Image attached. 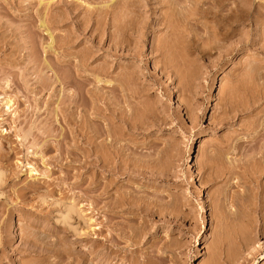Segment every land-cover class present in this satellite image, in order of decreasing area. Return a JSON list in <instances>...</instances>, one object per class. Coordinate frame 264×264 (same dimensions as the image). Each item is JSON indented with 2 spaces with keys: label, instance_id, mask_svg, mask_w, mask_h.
Masks as SVG:
<instances>
[{
  "label": "rangeland",
  "instance_id": "374dc122",
  "mask_svg": "<svg viewBox=\"0 0 264 264\" xmlns=\"http://www.w3.org/2000/svg\"><path fill=\"white\" fill-rule=\"evenodd\" d=\"M107 1L0 0V264H264V173H257V167L264 170L262 162L258 163L260 157L264 160V149L259 150V139L253 140L244 130L251 117H258V121L264 119L261 113L264 99L259 101L262 105L258 104L256 96L264 88L260 82L263 79L264 84V0H248L250 5L247 3L248 10H245H250V16L237 19H243L244 23L224 24L225 30L229 27V32L233 29L236 33L226 43L223 41L224 45H239L238 50L224 59L220 53L223 50L218 51L222 39L218 42L219 35L215 34L226 31L216 33L219 27L214 30L213 24L217 21L211 16L199 18L193 15L196 13L193 7H188L189 11L178 6L176 11L169 8L170 12L166 6V2H172L169 0H160V3L165 1L164 7L156 0H143L149 2L146 9L129 8L128 14L124 12L126 9L124 13L119 12L129 15L122 18L132 19L133 24L149 17L150 29L146 33L142 61L109 58V42L99 43V37H93L89 30L76 32L80 23L87 24L101 17L104 21L103 16L107 14L110 15L105 20L116 16L118 12L113 13L111 10L115 7L109 4H113L112 0ZM223 1L228 7L235 3V0ZM105 4L112 8L107 9L113 14L108 10L103 12ZM126 4L118 7L122 10ZM179 7L192 13L193 18L188 14L190 21L186 22ZM176 12L181 17L171 19L180 17L181 22L169 19L172 23H168L172 28L186 23L184 26L189 31L179 26L181 31L173 28L175 31L170 32L177 35L183 31L184 40L192 37L189 41L197 44L190 42L188 51L181 46L180 33L177 40L173 38L172 44L173 41L177 44H173L174 50L181 47L172 50L178 60L174 55L171 60L173 57V61L183 65H176L181 67L180 72L169 75L160 69L162 56L151 53L152 45L159 38L165 42L164 36L169 34L167 27H154L156 21L166 17L161 13L176 15ZM198 20L204 24H197ZM42 21L48 30L42 27ZM108 28V33L113 32L111 26ZM68 34L77 36L75 45L61 46ZM184 40L189 44L188 39ZM49 45L52 50L46 48ZM93 45L103 47L104 53H100L102 60L90 61L88 71L97 72L107 61V67L103 63L106 68L110 65L116 68L110 73L112 79L126 80L121 73L137 74V82H133L128 97H115L108 85L80 88V84L64 87L57 82L75 76L74 66L63 56L83 55L90 48L95 51ZM72 95L77 96V106L69 105ZM9 99L13 106L7 110L5 103ZM116 109L126 112L125 118L122 117L124 122L121 117L115 118L113 113L119 112L113 111ZM252 118L248 124L257 121ZM95 130L121 139L118 146L112 142L116 150L104 145L108 142L102 144L103 139L98 141L102 145L100 149L109 150L100 152L108 159L110 170L102 168L101 155L98 157L102 161L95 163L93 156L89 165L83 167L86 138ZM251 139L257 146L252 145ZM114 151L119 153V158L114 156ZM252 155L256 159L258 155L257 165H260L255 166L256 171ZM97 184L101 187L98 191L94 187ZM105 185L110 187L108 194L102 196ZM67 206L80 213V217L75 214L77 219L72 214L69 221L72 228L77 225V234L66 232V225H62V212ZM29 228L36 233L39 230V234ZM43 230L46 237L42 239ZM27 233L40 235L35 238L40 239L37 245L41 240L44 248L52 245L51 253L46 250L44 255L43 247L36 250L37 240ZM57 235L62 241L60 246L56 245L59 244ZM68 245L73 247L68 249ZM59 251L67 255L63 252L59 255Z\"/></svg>",
  "mask_w": 264,
  "mask_h": 264
},
{
  "label": "bare ground",
  "instance_id": "6f19581e",
  "mask_svg": "<svg viewBox=\"0 0 264 264\" xmlns=\"http://www.w3.org/2000/svg\"><path fill=\"white\" fill-rule=\"evenodd\" d=\"M110 1V0H109ZM109 1H107V2H109ZM116 1V2H115ZM119 0H112V2H113V4H115L116 3V6L115 5H113L112 3H109L110 5H111V7H115V10L114 9H112L110 6H109V4H108V6L109 7H107L106 6V4L103 6V7H105L106 6V8H105V11H103V12H107L106 10H111L113 13L116 11V12H118V13H115L116 14V16H111V17H109L110 19L108 20H105L106 19V17H108L107 15H110V14H107L106 16H103L104 18V21L103 20H101L102 19V17H101V19H99L98 18V16H97V19H99V20H96L95 19V21L94 20H89V17H87L88 18V20L90 21H88V23L87 24H85L84 22V24L83 23H80L79 24V26H78V29L76 30V32H82V33H84L85 31H87V30H89L90 32L92 31V33H93V37H94V35H96L95 37L96 38H98L99 37V39H100V41H98L99 43H101V42H109V44H110V46H109V50H108V52H107V54H108V56H109V58L111 57H113V58H115L116 60L117 59H122V58H130V59H132V60H138V61H142V57H143V53H144V48H145V43H146V40H147V37H146V33H147V31L150 29V22H148V18L149 17H147V18H143L141 21L139 20V19H136V20H139L140 22H138V24H133V21H132V19L131 18H129V19H131V20H125L124 18H128V16L129 15H125V14H123L122 15V13H126L127 12V10L130 8V9H134L135 10V8H140V7H142L143 9H146V7H148V4H149V2L148 1H146V3L145 2H143V0L142 1H140L141 3H139L138 2V5H137V1H139V0H136V2H133V3H130V1L129 0H124L125 2H127L128 1V3H129V5L128 4H126V3H122V1H119V2H121L119 5H120V7H121V5L122 4H126V5H123V6H126V7H124L122 10L120 9V7H118L119 5H118V2ZM123 1V2H124ZM132 1H134V0H131V2ZM145 1V0H144ZM163 1V0H162ZM165 1H168V0H165ZM165 1L164 2H161V3H165ZM169 1H172V2H166V6L168 5V10H169V8L171 9V10H174V11H176L177 9H178V6H180L181 7V9L183 8V9H185L186 8V10L188 9V7L190 8V9H192V7H193V9L192 10H194L193 12H196V13H193V15L194 14H196V16H198L199 18H203L204 19V17L206 18V17H209V18H211L212 17V19H214L215 20V22L216 23H214L213 24V26L215 27V29H214V27H213V29L214 30H216L218 27H219V31H215L216 33H218V32H220V31H226V32H220L219 34H215V35H219V37H218V39L219 38H221L222 39V43L220 42V40L221 39H219V41L215 38V43H218V42H220L222 45H219V46H221V48L219 47L218 49H221V50H218L219 52L220 51H222V52H220L221 53V58L222 59H224L225 57H229L230 55H232L233 53H234V51H236V50H238V43L235 45V46H226V45H224V43H223V41H225V43H226V41H228V40H230L229 38H230V36L232 37H234V33L235 32H233V29L231 30V32H229V30H228V28H227V30H225V26H224V24L226 25V23L227 22H230L231 24H230V26L231 25H233L232 23H237V22H241V21H243V23H244V20L242 19V20H237V19H241V18H248L249 16H250V10H249V12L248 11H246L245 9L247 8V10H248V7H247V3H248V0L245 2L244 0H242L243 1V3L245 4H243V3H239L240 2V0H235V3L234 4H231L230 2H229V4H231L232 6H229V7H231V8H229L228 7V4H224L225 3V1H223V0H203L202 2H201V0H199V1H193L192 0V3H190V1L191 0H182V3H181V0L180 1H178V2H175V0H169ZM228 0H226V2H227ZM249 1H254V0H249ZM118 2V3H117ZM156 2L157 3H160V0H156ZM231 2H233V1H231ZM145 3V4H144ZM160 3V4H161ZM168 3V4H167ZM182 5H181V4ZM255 3V2H254ZM241 4H243V6H246L245 8L241 5ZM249 4V3H248ZM113 5V6H112ZM190 5H191V7H190ZM250 5V4H249ZM122 6V7H123ZM165 6V4L163 5V7ZM207 6V7H206ZM102 7V9H104ZM173 7V8H172ZM180 7H179V9H180ZM206 7V8H205ZM250 7V6H249ZM107 8H111V9H107ZM116 8H117V10H116ZM166 8V9H167ZM118 9H120L121 11H118ZM126 9V10H125ZM133 9H132V11H133ZM180 9V10H181ZM190 9H188L189 11H191ZM114 10V11H113ZM125 10V11H124ZM179 10V11H180ZM122 11H124V12H122ZM131 10H130V12H132ZM136 11V10H135ZM170 11V10H169ZM169 11H168V13H169ZM174 11H172V14H174L173 12ZM182 12H180L181 14H183V16H182V18L184 17H186L185 19V21L187 22V20H189L190 19V17L189 16H191V18H193V16L191 15L192 13H187L188 11H185L186 13L185 14H187V16H188V14H190L188 17V19H187V16H184L185 14L183 13L184 11L183 10H181ZM103 12H100L101 14H103ZM110 12V11H109ZM119 12H122V13H119ZM129 12V11H128ZM128 12L126 13V14H128ZM166 12V11H165ZM171 12V11H170ZM99 13V14H100ZM111 13V12H110ZM113 13H111V14H113ZM167 13V14H168ZM177 13V12H176ZM175 13V14H176ZM114 14V15H115ZM140 14V13H139ZM147 14V13H146ZM166 15V17L169 15V14H171V13H169L168 15L165 13H161V16H163V15ZM179 13H177L176 15H169V16H171L170 18H166L165 16L164 17H162V18H159V20H157L156 21V23H155V26L154 27H157V29L159 28V29H161L162 27H169L168 26V24L171 22L172 23V21L173 22H175L176 23V21H180V20H178V18L179 19H182V18H180L181 16H180V14L178 15ZM104 15H105V13H104ZM118 15V16H117ZM122 15V16H121ZM124 15L126 16V17H124ZM130 15H132V14H130ZM100 16H102V15H100ZM120 16V17H119ZM168 16V17H169ZM173 16V17H172ZM174 16H180V17H178L175 21L173 20V19H175L174 18ZM196 16H194L195 18H196ZM211 16V17H210ZM233 16H235V18L233 19ZM116 17H119V18H117L116 19ZM122 17H124V18H122ZM130 17H132V16H130ZM92 18V17H91ZM124 19V21H122L121 19ZM171 18H173V19H171ZM194 18V19H195ZM244 18V19H245ZM120 19V20H119ZM146 19V20H145ZM148 19V20H147ZM168 19V20H167ZM172 20V21H170V20ZM193 19V20H194ZM135 20V19H134ZM196 20V19H195ZM195 20H194V24H195ZM206 20V19H205ZM204 20V21H205ZM208 20V19H207ZM210 20V19H209ZM150 21V20H149ZM168 21H169V23H168ZM183 21V20H182ZM190 21V20H189ZM189 21H188V23H189ZM201 21H203V20H200V22H199V20H198V22L199 23H197V24H202L203 22H201ZM247 21V20H246ZM181 22V21H180ZM193 22V21H192ZM191 22V23H192ZM209 22H211V20L209 21ZM214 22V21H213ZM239 22V23H240ZM41 23H43V21L41 22ZM134 23H137V21H135ZM170 23V24H171ZM217 23H219V24H217ZM238 23V24H239ZM90 24H91V26H90ZM169 24V25H170ZM174 24V23H173ZM179 24V23H178ZM177 24V25H178ZM194 24H193V26H194ZM200 24V25H201ZM204 24V23H203ZM223 24V25H222ZM242 24V23H241ZM46 25V24H45ZM45 25H44V23L42 24V27H44L45 28V30H48L46 27H45ZM176 25V24H175ZM183 25V24H182ZM181 25V23L178 25V26H173V28H177V30L176 31H181V28L178 30V28H179V26L180 27H182V29L183 28H186L187 29V27H185L186 26V23L182 26ZM196 25V24H195ZM216 25H218L217 27H216ZM47 26V25H46ZM112 27L113 29V32H109L108 33V27ZM192 26V25H191ZM190 25H189V27H191ZM198 25H196V27H197ZM48 27V26H47ZM207 27V26H206ZM205 26L203 27V28H206ZM235 27V26H234ZM233 27V28H234ZM49 28V27H48ZM167 28H165L167 31L166 32H168L169 31V34H167L166 36H164L165 37V42L164 41H162V40H164V38H162V40L159 38L158 39V41H157V44L155 43V44H153L152 45V55H156V54H159V56H162V62H160L161 63V67H160V69L164 72V73H166V74H169V75H173L174 73H176L178 70V72H180V70H181V67L180 68H176V67H178V66H176V65H179L180 66V64L181 65H183L182 64V62H180V64H179V62L178 61H176L175 59H177V57H175V52H174V54H172V50H174L175 48H174V45L173 44H175V46H177V44L175 43V41H173V44H172V40H174L175 38L174 37H176V40L178 39L177 37H178V35H179V33L177 34V35H173L174 33L173 32H170V30H172L173 28H172V26L170 25V27L169 28H171V29H167ZM192 28V27H191ZM199 28H200V26H199ZM202 28V27H201ZM208 28V27H207ZM163 29V28H162ZM185 29V30H186ZM188 30V29H187ZM191 30V29H190ZM172 31H175V29L174 30H172ZM189 31V30H188ZM188 31H184V34L185 33H188ZM234 31H235V29H234ZM183 32V31H182ZM181 32V33H182ZM71 33H73V32H71ZM176 33V32H175ZM181 33H180V36L179 37H181V38H183L182 36H181ZM183 34V33H182ZM189 34H190V32H189ZM189 34H186V35H188V36H190ZM236 34V33H235ZM76 35H78V34H76ZM211 35L213 36L214 35V32L212 31V33H211ZM50 36L51 35H49V38H50ZM70 36V37H69ZM187 36V37H188ZM67 39L66 38H64V39H62V41H64L63 43H62V41H61V43H60V45L62 46H69V44H73V45H75L74 43H76V40H74V38H76V37H74L73 38V35H72V37H71V35L70 34H68L67 35ZM79 37V36H78ZM186 37V38H187ZM214 37V36H213ZM51 38H52V36H51ZM174 38V39H173ZM188 39V40H187ZM187 39H185L184 40V38H183V40L184 41H186V42H188L189 41V39H193L192 37L191 38H187ZM232 39V38H231ZM51 40H53V38L51 39ZM183 40H182V43H181V46H185L183 49H187V47H189V48H191L190 47V45H191V43H193L192 41H189L188 43L189 44H185L184 42H183ZM194 40H195V38H194ZM58 41V40H57ZM97 41V40H96ZM160 41V42H159ZM216 41H218V42H216ZM2 42V41H1ZM4 42V41H3ZM53 42V41H52ZM52 42H51V45H52ZM177 42V41H176ZM191 42V43H190ZM197 42V41H196ZM196 42H194L195 44H197ZM240 42V41H239ZM54 43V42H53ZM55 43H57V42H55ZM59 43V42H58ZM170 43L173 45V47L170 45ZM184 43V44H183ZM193 43V44H194ZM0 44H2V43H0ZM98 44V43H97ZM183 44V45H182ZM219 44V43H218ZM218 44H215V45H217L218 46ZM51 45H49L48 47H46L47 49L49 48V49H51L52 50V46ZM56 45V44H55ZM59 45V44H58ZM57 45V48L58 47H61V46H58ZM95 45V44H94ZM94 45H93V47H94ZM98 45H100V44H98ZM102 45V44H101ZM100 45V46H101ZM189 45V46H188ZM64 46V47H65ZM97 46V45H96ZM178 46H179V43H178ZM181 46H179V47H181ZM172 47V48H171ZM178 47V48H179ZM195 47V45L193 46V48ZM214 47H216V46H214ZM95 48V47H94ZM177 48V47H176ZM178 48L176 49V50H174V51H177L178 50ZM188 48V49H189ZM191 49L192 51V53H193V50L194 49ZM212 48V47H211ZM86 49V48H85ZM84 49V50H85ZM88 49V48H87ZM96 50L95 51H93V50H91V48H90V50L88 49L87 50V52L86 53H84V50H82V52H80L81 54L82 53H84L83 55H80L79 54V56H70V57H64L63 56V59H65V61H67L68 59V61L67 62H69V63H71L73 66H74V74H75V76L72 78V77H64V79L62 80V81H59V80H57V82L58 83H60L61 85H63L64 87H71V86H73L74 84H76V85H79L80 84V88H85V87H88V86H96V85H108L109 87V89L110 90H112L114 93H115V97H118V96H120V97H123V98H126V97H128V91L130 90V88L131 87H133L134 86V83H135V81L137 82V80H136V75L134 74V71H133V74L131 75H128V74H124V73H121V74H123V75H125L124 77H127L126 78V80H121V79H119V77H116V78H118V79H112V78H110V73H113L114 72V70H116V68L115 67H110V66H113V65H110L108 68H106L107 67V65H109V63L107 64L106 62L107 61H105V62H103V63H105V65H106V67L103 65V63H102V65H103V67H102V65L101 66H99V68L100 67H102V68H98V70H97V72L96 71H88V65H89V63H90V61L92 62V60L95 62V61H97V60H102V59H100V57L102 56V54H100L101 53V51L104 53V48L103 47H99V48H95ZM181 49V48H180ZM187 49V50H188ZM195 49H196V47H195ZM190 50V49H189ZM188 50V51H189ZM197 50V49H196ZM216 50H217V47H216ZM86 51V50H85ZM181 51H182V49H181ZM183 51H185L186 52V50H183ZM199 51V50H198ZM184 52V55H186V53ZM79 53V52H78ZM78 53H75V54H78ZM200 53V52H199ZM94 54H96V55H94ZM182 54H183V52H182ZM191 53H188V55H190ZM201 54V53H200ZM71 55V54H70ZM171 55H174V60L175 61H173V57H172V60H171ZM67 56V55H66ZM66 58H68V59H66ZM71 58H73V59H71ZM62 59V58H61ZM75 60H77L76 61V63H74L73 64V61H75ZM178 60V59H177ZM64 62V61H63ZM178 62V63H177ZM93 63V62H92ZM175 63V64H174ZM91 64V63H90ZM249 66H251V65H249ZM119 67H121V68H119ZM119 67H117V68H119V69H122V66H120L119 65ZM130 68V67H129ZM250 68H253V67H250ZM127 69V68H126ZM264 69V68H263ZM112 70H113V72H112ZM123 71H124V69H122ZM121 71V70H120ZM135 72H138V71H135ZM177 72V73H178ZM262 74V73H261ZM260 73L258 74L259 75V77H260V75H261ZM118 75H119V73H118ZM130 76V77H128V76ZM133 75H135V78L133 77ZM263 75H264V73H263ZM122 77V76H121ZM262 78H263V76H261ZM260 77V78H261ZM80 79H84L83 81H81ZM128 79V80H127ZM135 79V80H134ZM134 80V81H133ZM261 80H263V79H260V82H261V84L262 85H264L262 82L263 81H261ZM134 82V83H133ZM258 82V81H257ZM7 84V83H6ZM51 84V83H50ZM260 83H258V85H260V86H262ZM137 85V84H136ZM259 86V87H260ZM7 87H8V84H7ZM263 87V86H262ZM261 87V88H262ZM248 88H249V86H248ZM247 87H246V89H248ZM251 88H252V86H251ZM260 88V89H261ZM259 89V88H258ZM259 89V96L258 95H256L257 97H258V104H261V102H259V101H262L263 102V99H264V93H263V91H264V88H262V90H260ZM256 90V94H257V92H258V90H257V88H254V91ZM253 91V90H252ZM261 92V93H260ZM252 93H254L255 94V92H252ZM92 95V94H91ZM92 96H95V95H92ZM255 96V95H254ZM253 96V97H254ZM255 96V97H256ZM255 97H254V99H255ZM93 98H97V97H93ZM255 99V100H256ZM254 100V101H255ZM257 100L255 101L256 103H257ZM69 105H71V104H74V105H76L77 106V96L76 95H72V96H70L69 97ZM95 101H98V98L95 100ZM255 102H253L252 104H253V106L250 104V106H252V108L254 107V103ZM11 105H12V101L9 99V100H7L6 101V103H5V106L7 107V110H9L10 108H11ZM257 105V104H256ZM262 105V104H261ZM13 106V105H12ZM249 106V107H250ZM248 107V106H247ZM119 108V107H118ZM250 109H251V107H250ZM254 109V108H253ZM252 109V111H254ZM256 109V108H255ZM119 110H121V108H119ZM119 110H113V111H119ZM249 110V109H248ZM123 111V110H122ZM122 111H119V112H121V113H113V114H115L114 116H115V118L117 117V119L119 118V117H121L120 119H122V121H123V119L125 118L124 117V114L126 113L125 111V113H123ZM245 111V110H244ZM246 111H247V109H246ZM262 111H264V110H262ZM261 111V113H262V116H263V112ZM261 113H257V116H259V115H261ZM119 115V116H118ZM250 115V114H249ZM72 116H74V115H72ZM125 116H126V114H125ZM122 117H124V118H122ZM264 117V116H263ZM245 119H246V117H244ZM252 118V117H251ZM250 118V119H251ZM258 117H256V118H252V120L253 119H257ZM259 118H261V117H259ZM119 119V120H120ZM249 119V122L251 121ZM262 119V118H261ZM246 120H248V119H246ZM260 120V119H259ZM124 121H125V119H124ZM123 121V122H124ZM257 121H258V119H257ZM256 120H253L252 121V123H250V124H248L249 122H247V124L245 125V122L246 121H244L243 122V124L245 125H243L245 128H244V130H246L247 131V133H248V135L249 136H252V138H253V140H257V139H259V140H257V142L255 141V142H252V139H251V142H252V145L254 146V144L257 146V144L259 145V146H257L258 148L260 147V149L259 150H261L262 149V151H263V149H264V119H262L261 121H258L257 122ZM127 122V121H126ZM125 122V123H126ZM128 123V122H127ZM127 125V124H126ZM242 126V127H243ZM247 127V128H246ZM93 134H91L90 136L88 135L87 136V138H86V145H87V147L84 149V151H83V155H82V158L84 159V161H83V163H84V165H83V167H85L86 165H89V161H91V160H89L91 157H95L94 159H93V161L95 162V163H97V162H99V161H102L101 159L103 158V160H104V162H102V168L103 169H106V170H110V163H108L109 161H107L108 159H104L105 157H103V155H101L102 154V152H100V150H104L105 151V149H115L116 150V146H118L117 144L118 143H121L120 141H118V140H121V139H119L118 138V140L116 139L117 137L115 136V137H113L114 135H112L111 134V136L109 135V133H107V134H104V133H102V132H100V131H98V130H95V131H93L92 132ZM248 135H246V137L248 136ZM110 137H112V140H109L110 139ZM231 138V137H230ZM251 138V137H250ZM100 139H103L102 141V144H104V143H106V142H108L109 144H104V145H107L106 147L107 148H103V149H100L101 147L100 146H102V145H100V142H98ZM232 139V138H231ZM246 139H249V138H246ZM230 140V139H229ZM228 141V140H227ZM112 142H114L115 144H116V146H115V144H112ZM232 142V141H231ZM249 142H250V140H249ZM249 142H247V141H244V143H249ZM250 142V143H251ZM260 142V143H259ZM228 143V142H227ZM249 143V144H250ZM254 143V144H253ZM257 143V144H256ZM230 144H232V143H230ZM229 144V145H230ZM103 145V146H104ZM109 146V147H108ZM250 146H251V144H250ZM230 147V146H229ZM238 147V146H237ZM257 147H255L256 148V151H257ZM230 148H232V147H230ZM107 149V150H108ZM113 150H111V151H113ZM118 150V149H117ZM258 150V151H259ZM119 151V150H118ZM257 151V152H258ZM100 152V153H99ZM109 152V150L107 151V153ZM116 151H114V156H115V154H116V156L119 154L118 152L117 153H115ZM122 151H120V154H122L121 153ZM106 153V154H107ZM113 153V152H112ZM256 153V152H255ZM258 153H260V152H258ZM263 153H264V151H263ZM106 154H104V155H106ZM254 154V153H253ZM260 154H262V152L260 153ZM260 154H258L259 155V157L261 156ZM99 155H101L102 156V158H100V157H98ZM108 155V154H107ZM254 155H256V154H254ZM254 155H252V156H254ZM258 155H257V159H258ZM119 156L120 155H118V158H119ZM251 156V157H252ZM262 156H263V154H262ZM255 157V156H254ZM253 157V158H254ZM255 160V162H256V165H254V170H255V168L257 167V166H259L260 164H261V162H262V166L264 165L263 164V161H261L263 158H261L260 157V162H259V160H258V163H260V164H258L257 165V159H256V157L254 158ZM127 163V162H126ZM127 165V164H126ZM256 166V167H255ZM259 168H260V170H259ZM112 170H113V167L111 168ZM257 169H258V171H257V173H264V170H263V168H261V167H257ZM263 171H262V170ZM233 170V169H232ZM229 171H231V169L229 170ZM256 171V170H255ZM261 171V172H260ZM231 172H233V171H231ZM230 173V172H229ZM254 172H252V174H253ZM251 174V175H252ZM255 174V173H254ZM259 174V175H260ZM255 176V175H254ZM256 176H258V174L256 175ZM1 177V176H0ZM93 185V184H92ZM96 185V184H95ZM98 185V184H97ZM100 185H98V186H94V187H96L95 189L98 191V190H100L101 189V187H99ZM106 186V188H104L101 192V194L100 195H107L108 194V192H107V190H109V189H107V188H109L110 187V185H105ZM109 186V187H108ZM97 187H99V188H97ZM94 189V188H93ZM94 189V190H95ZM101 196V197H102ZM124 200V198H122L121 197V199L120 200ZM120 202V201H119ZM118 202V203H119ZM123 202V201H122ZM125 202V204H126V200L124 201ZM117 203V202H116ZM121 203V202H120ZM119 203V204H120ZM130 202L128 201V204H129ZM114 204V203H113ZM112 204V205H113ZM123 205H125L124 203H122ZM131 204V203H130ZM111 204H109V207L110 206H112ZM114 205H116V204H114ZM113 205V206H114ZM112 206V209L114 208ZM120 206H121V204H120ZM108 207V208H109ZM116 207V206H115ZM66 208V209H65ZM64 208V210H65V212H62V213H64V215L62 216V220H63V224L62 225H66V227H67V231L66 232H68V230L69 231H72V233L73 234H77L78 233V230H77V228H75V226L77 227V225H74L73 226V228H72V226L70 225L71 223H69V221L70 220H72V216L74 215L75 216V214L77 213L78 215L80 214V213H78L76 210H75V208L74 207H72V206H67V207H65ZM63 210V211H64ZM61 214V213H60ZM73 214V215H72ZM77 216V215H76ZM75 216V218L77 219V217ZM79 217H80V215H79ZM0 219H1V217H0ZM59 218H57V220H58ZM59 220H61V219H59ZM58 220V221H59ZM75 221V220H74ZM73 221V222H74ZM72 222V221H71ZM72 222V223H73ZM56 223V222H55ZM86 224V223H85ZM85 224H84V227H85ZM31 225V224H30ZM29 226V225H28ZM32 226V225H31ZM32 228V227H31ZM45 229V228H44ZM65 229V228H64ZM28 230H30V228L28 229ZM46 230H47V228H46ZM77 230V231H76ZM30 231H32V230H30ZM59 231L60 230H58L57 231V233L59 234ZM63 231H65V230H63ZM32 232H34V231H32ZM37 231H35L34 233H36ZM45 232V230H43V232H42V236L43 237H41L40 235V237L43 239V238H45L46 236L45 235H43V233ZM48 232V231H47ZM100 232V231H99ZM102 232V231H101ZM100 232V234L102 235V233ZM41 233V232H40ZM49 233H50V231H49ZM52 233V232H51ZM63 233V232H62ZM69 233H71V232H69ZM71 233V234H72ZM82 233V232H81ZM84 233V232H83ZM28 235H30L29 233H27ZM26 234V235H27ZM36 234H39V230H38V233H36ZM47 234V233H46ZM54 234V233H53ZM52 234V235H53ZM56 234V233H55ZM54 234V235H55ZM60 234H61V232H60ZM73 234H72V236H73ZM79 234H80V232H79ZM78 234V235H79ZM100 234H98V235H100ZM32 236H35V234L33 235V234H31ZM29 236V237H31L32 239L34 238H37V237H39V236H35V237H32V236ZM70 235V234H69ZM81 236H82V234H80ZM48 236V235H47ZM49 236H50V234H49ZM48 236V237H49ZM58 236V235H57ZM62 237H63V235H61ZM65 236H66V234H65ZM65 236H64V238H65ZM77 236V235H76ZM28 236H27V239L29 238ZM39 237V238H40ZM38 238V239H39ZM57 238V240H58V238H59V236L58 237H56ZM64 238H63V241H64ZM38 239H35V240H37L36 241V245H37V243H38ZM40 240V239H39ZM45 241H47L48 239H44ZM43 240V241H44ZM56 240V242H58L59 243V241H60V238H59V240L57 241ZM62 240V239H61ZM65 240H68L67 238L65 239ZM1 241V240H0ZM25 241L27 242V241H29V240H26V238H25ZM44 241V242H45ZM77 241V240H76ZM25 242V243H26ZM31 243L33 242V241H30ZM41 242H42V240H41ZM41 242H39V244L41 243ZM60 242H62V241H60ZM70 242V241H69ZM29 243V242H28ZM31 243H29V244H31ZM65 243V242H64ZM75 243V242H74ZM77 243V242H76ZM32 244H35L34 242L32 243ZM39 244L37 245V246H35V247H38V248H36V250L37 249H40L41 247H43L44 248V246H42L41 244V246L39 247ZM44 244V243H43ZM47 244V243H46ZM69 244V243H68ZM71 244V243H70ZM78 244V243H77ZM76 244V245H77ZM26 245H28L27 243H26ZM56 245H59L60 246V243L59 244H57L56 243ZM62 245V244H61ZM49 246V245H48ZM48 246H45V248L47 247V249H45L44 248V250H43V254L44 253H46V252H48L49 251V253H51V251H50V247L52 246H50V247H48ZM54 246V245H53ZM59 246H55L56 247V249H57V247H59ZM70 245H68V249L72 246L73 247V245H71L70 247H69ZM75 246V245H74ZM29 247V246H28ZM30 247H32V245L30 246ZM34 247V245H33V247H32V249L33 248H35ZM93 247H94V245H93ZM62 248H63V246H62ZM64 248H66V246L64 247ZM63 248V249H64ZM67 248H66V250H67ZM86 248V247H85ZM31 249V248H30ZM52 249L54 250L55 248L54 247H52ZM51 249V250H52ZM55 249V251H54V253H56L57 254V250ZM62 249V250H63ZM72 249V248H71ZM253 249V248H252ZM34 250V249H33ZM46 250H48V251H46ZM59 250L61 251V248L59 247ZM65 250V249H64ZM94 250H95V247H94ZM93 250V251H94ZM35 251V250H34ZM40 251H39V253H40ZM59 251V252H60ZM70 250H68V251H66V252H69ZM73 249L70 251V253L71 254H73ZM92 251V250H91ZM96 251V250H95ZM38 252V251H37ZM36 252V253H37ZM53 252V251H52ZM58 252V253H59ZM63 252V254H66L67 255V253H64L65 251H62ZM62 252H60V254L59 255H61V253ZM35 253V254H36ZM38 253V254H39ZM91 254H92V252H90ZM69 254V253H68ZM71 254H69V255H71ZM45 255V254H44ZM43 255V256H44ZM68 255V256H69ZM93 255V254H92ZM64 256V255H63ZM71 256H73V255H71ZM82 260H83V258H82Z\"/></svg>",
  "mask_w": 264,
  "mask_h": 264
}]
</instances>
